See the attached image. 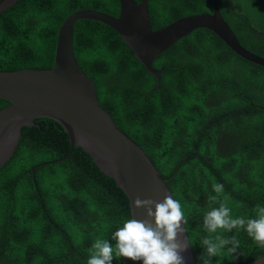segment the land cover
<instances>
[{
    "label": "trees",
    "instance_id": "16d2710c",
    "mask_svg": "<svg viewBox=\"0 0 264 264\" xmlns=\"http://www.w3.org/2000/svg\"><path fill=\"white\" fill-rule=\"evenodd\" d=\"M214 7L238 44L264 59V0H147L158 30ZM82 10L117 18L119 3L19 0L2 12L0 72L50 69L60 25ZM73 53L115 127L144 151L180 201L200 264V241L208 235L203 217L209 195H217L213 182L223 185L219 199L227 197L233 217L255 218L256 206L264 207V68L215 35H188L152 64L163 69L159 90L152 91L156 80L97 22L78 31ZM8 105L0 101V109ZM68 152V140L51 126L19 137L0 169V264H87L96 239L114 245L112 234L129 219L128 201L76 147L66 160L31 173ZM224 235L236 236L240 246L211 264L264 256L243 229ZM128 262L114 256L112 264Z\"/></svg>",
    "mask_w": 264,
    "mask_h": 264
},
{
    "label": "water",
    "instance_id": "95a60500",
    "mask_svg": "<svg viewBox=\"0 0 264 264\" xmlns=\"http://www.w3.org/2000/svg\"><path fill=\"white\" fill-rule=\"evenodd\" d=\"M19 0H2L0 14ZM119 16L91 10L71 14L60 25L53 64L47 70L0 72V169L6 166L19 137L51 126L69 142L66 156L31 169L66 160L76 147L128 201L129 218L143 219L145 212L134 207L137 197L161 201L170 195L163 179L144 151L118 130L105 111L95 86L84 73L73 47L78 31L100 23L130 49L159 90L163 69L152 68L180 39L188 35H215L241 59L264 68L259 58L237 42L216 7L211 14L186 17L158 30L150 21L147 0H118ZM78 21V22H77ZM77 22L75 25L74 23ZM186 229L181 240L189 243ZM185 264H194L189 248L182 253ZM128 264H142L130 261ZM249 264H264V256Z\"/></svg>",
    "mask_w": 264,
    "mask_h": 264
},
{
    "label": "clouds",
    "instance_id": "9594fccd",
    "mask_svg": "<svg viewBox=\"0 0 264 264\" xmlns=\"http://www.w3.org/2000/svg\"><path fill=\"white\" fill-rule=\"evenodd\" d=\"M212 190L217 195H209V211L204 214V230L208 233L200 241L203 252L198 257L200 264H211V258L227 249L234 254L240 246L236 236L226 237L224 232L243 229L256 246L264 248V207L257 205L255 218L233 217L227 204V197L220 201L224 188L213 182ZM219 203L218 207H212ZM136 209L145 212V218L125 219L107 239H96L91 249L87 264H112L115 257L124 258L142 264H185L182 253L190 243H184L181 237L188 223L179 200L166 195L163 200L136 198Z\"/></svg>",
    "mask_w": 264,
    "mask_h": 264
},
{
    "label": "bare ground",
    "instance_id": "6f19581e",
    "mask_svg": "<svg viewBox=\"0 0 264 264\" xmlns=\"http://www.w3.org/2000/svg\"><path fill=\"white\" fill-rule=\"evenodd\" d=\"M166 182V181H165ZM165 184V183H164ZM166 186V185H165ZM167 188V187H166ZM168 189V188H167ZM169 191V190H168ZM169 193H170V191H169ZM170 195L172 196V194L170 193ZM173 197V196H172Z\"/></svg>",
    "mask_w": 264,
    "mask_h": 264
}]
</instances>
